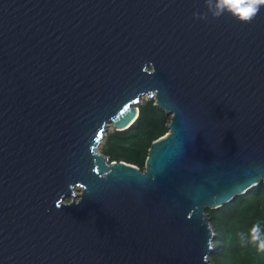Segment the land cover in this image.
I'll list each match as a JSON object with an SVG mask.
<instances>
[{
    "label": "water",
    "instance_id": "95a60500",
    "mask_svg": "<svg viewBox=\"0 0 264 264\" xmlns=\"http://www.w3.org/2000/svg\"><path fill=\"white\" fill-rule=\"evenodd\" d=\"M206 12L0 0V264H214L206 210L264 183V6ZM144 98L167 134L145 170L110 162Z\"/></svg>",
    "mask_w": 264,
    "mask_h": 264
},
{
    "label": "trees",
    "instance_id": "16d2710c",
    "mask_svg": "<svg viewBox=\"0 0 264 264\" xmlns=\"http://www.w3.org/2000/svg\"><path fill=\"white\" fill-rule=\"evenodd\" d=\"M137 120L125 131L111 127L103 137L99 152L110 162H125L145 170V162L152 143L168 132L171 117L155 106L154 100H141ZM215 232L214 264H264V253L254 247H242L239 234L252 224L264 221V183L237 196L232 202L217 209H207Z\"/></svg>",
    "mask_w": 264,
    "mask_h": 264
},
{
    "label": "clouds",
    "instance_id": "9594fccd",
    "mask_svg": "<svg viewBox=\"0 0 264 264\" xmlns=\"http://www.w3.org/2000/svg\"><path fill=\"white\" fill-rule=\"evenodd\" d=\"M206 13H194V19L207 20L229 15L241 24H250L264 6V0H204ZM242 247L252 246L258 253H264V221H255L247 232L239 234Z\"/></svg>",
    "mask_w": 264,
    "mask_h": 264
},
{
    "label": "rangeland",
    "instance_id": "374dc122",
    "mask_svg": "<svg viewBox=\"0 0 264 264\" xmlns=\"http://www.w3.org/2000/svg\"><path fill=\"white\" fill-rule=\"evenodd\" d=\"M110 128H111V127H110ZM110 128H109V129H110ZM76 191H77V192H79V191H80V189H76Z\"/></svg>",
    "mask_w": 264,
    "mask_h": 264
}]
</instances>
